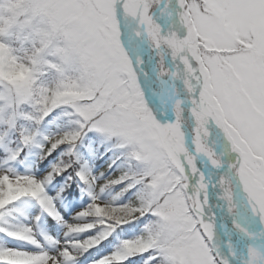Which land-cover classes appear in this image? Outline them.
I'll use <instances>...</instances> for the list:
<instances>
[{
    "label": "snow or ice",
    "instance_id": "1",
    "mask_svg": "<svg viewBox=\"0 0 264 264\" xmlns=\"http://www.w3.org/2000/svg\"><path fill=\"white\" fill-rule=\"evenodd\" d=\"M0 264H264V0H30L0 24Z\"/></svg>",
    "mask_w": 264,
    "mask_h": 264
},
{
    "label": "rangeland",
    "instance_id": "2",
    "mask_svg": "<svg viewBox=\"0 0 264 264\" xmlns=\"http://www.w3.org/2000/svg\"><path fill=\"white\" fill-rule=\"evenodd\" d=\"M58 208L61 212V215L64 216L65 220L71 222L74 213L71 211L69 205L64 206V204H61V205H58ZM12 216L22 223H32L33 222V210L31 208L22 209L21 212H14ZM41 219L44 221L43 226L45 228H47L49 226V223H51L57 229H60L61 238L71 239L75 236V234H69L67 237H63V231H66L65 226L55 221L52 217H48L46 213L41 216Z\"/></svg>",
    "mask_w": 264,
    "mask_h": 264
},
{
    "label": "clouds",
    "instance_id": "3",
    "mask_svg": "<svg viewBox=\"0 0 264 264\" xmlns=\"http://www.w3.org/2000/svg\"><path fill=\"white\" fill-rule=\"evenodd\" d=\"M30 8V0H0V24L9 20L23 21Z\"/></svg>",
    "mask_w": 264,
    "mask_h": 264
},
{
    "label": "trees",
    "instance_id": "4",
    "mask_svg": "<svg viewBox=\"0 0 264 264\" xmlns=\"http://www.w3.org/2000/svg\"><path fill=\"white\" fill-rule=\"evenodd\" d=\"M85 143H87V138H85ZM105 159H106V156H104V157H100V156L95 157V162H94L95 164L94 165L97 166V168H99L98 171H104L105 170V167H106V165L104 163ZM77 192L80 193V189L79 188L77 189ZM77 199H80L81 201L87 203L88 200H89V197L87 196L86 192H83L77 197ZM97 247L99 248L100 246L97 245ZM100 250L101 251H105L106 249L105 248H101Z\"/></svg>",
    "mask_w": 264,
    "mask_h": 264
}]
</instances>
